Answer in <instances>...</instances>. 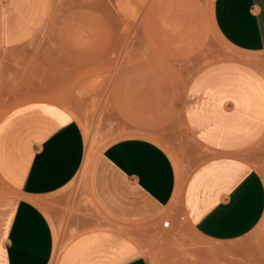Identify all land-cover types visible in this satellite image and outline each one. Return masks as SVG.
Listing matches in <instances>:
<instances>
[{"label":"crops","instance_id":"0c3cea01","mask_svg":"<svg viewBox=\"0 0 264 264\" xmlns=\"http://www.w3.org/2000/svg\"><path fill=\"white\" fill-rule=\"evenodd\" d=\"M51 9L52 0H0V50L33 41ZM212 24L236 51L264 53V0H215ZM192 91L193 126L213 154L186 179L149 135L93 156L90 195L116 225L77 217L85 230L57 264H264V175L251 151L264 136V75L231 59L202 70ZM90 148L78 121L55 104H24L2 117L0 180L14 196L1 203L0 264H51L61 216L53 205L65 201L60 194L83 173ZM167 213L171 231L161 220Z\"/></svg>","mask_w":264,"mask_h":264},{"label":"rangeland","instance_id":"374dc122","mask_svg":"<svg viewBox=\"0 0 264 264\" xmlns=\"http://www.w3.org/2000/svg\"><path fill=\"white\" fill-rule=\"evenodd\" d=\"M214 1L52 0L47 25L33 41L0 50V120L20 105L52 103L78 121L95 160L117 141L149 135L178 165L181 179L188 178L213 154L190 115L198 106L196 76L231 59L264 75V53L236 51L216 32ZM252 150L264 175V136ZM90 182L81 173L60 194L65 201L53 205L61 211L63 247L85 230L74 224L77 217L116 225L93 200ZM13 196L0 180V219L1 203ZM171 215L161 220L172 222ZM182 224L188 229L186 218Z\"/></svg>","mask_w":264,"mask_h":264},{"label":"bare ground","instance_id":"6f19581e","mask_svg":"<svg viewBox=\"0 0 264 264\" xmlns=\"http://www.w3.org/2000/svg\"><path fill=\"white\" fill-rule=\"evenodd\" d=\"M86 130V129H85ZM88 134V133H87ZM94 148H90L87 154V160H86V165L83 169V173L87 174L88 167L90 165V161L92 160L94 156ZM103 228V227H102ZM54 232H55V249H54V254H53V259L51 264H57L61 253L63 252L65 246L63 247L61 245V232L60 229L54 226Z\"/></svg>","mask_w":264,"mask_h":264},{"label":"built area","instance_id":"2783aa9c","mask_svg":"<svg viewBox=\"0 0 264 264\" xmlns=\"http://www.w3.org/2000/svg\"><path fill=\"white\" fill-rule=\"evenodd\" d=\"M170 225H171V222L168 221V220H165V221L163 222V227L166 228V229L170 228Z\"/></svg>","mask_w":264,"mask_h":264}]
</instances>
